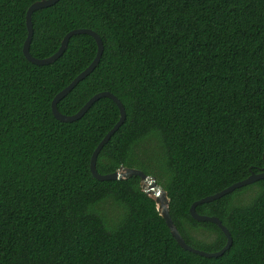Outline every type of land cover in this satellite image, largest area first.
<instances>
[{
  "label": "trees",
  "instance_id": "obj_1",
  "mask_svg": "<svg viewBox=\"0 0 264 264\" xmlns=\"http://www.w3.org/2000/svg\"><path fill=\"white\" fill-rule=\"evenodd\" d=\"M35 1L0 0V264H264V178L197 206L233 237L208 257L179 244L139 176L94 177L92 153L120 109L105 96L75 121L54 116L55 95L98 45L74 34L56 61H29ZM32 20L38 58L76 28L103 40L97 67L58 103L68 115L100 91L124 103L98 170L155 175L186 242L222 249L220 226L190 208L264 170V0H59Z\"/></svg>",
  "mask_w": 264,
  "mask_h": 264
},
{
  "label": "water",
  "instance_id": "obj_2",
  "mask_svg": "<svg viewBox=\"0 0 264 264\" xmlns=\"http://www.w3.org/2000/svg\"><path fill=\"white\" fill-rule=\"evenodd\" d=\"M59 0H37L34 3L30 5L27 11L26 15V23H27V28H28V35L27 38L24 42L23 45V52L25 57L38 65H45V64H50L54 61H56L63 53L66 51L70 38L74 34H80V33H87L92 35L98 45V50L96 57L94 60L91 62V64L84 69L81 73H79L65 88H63L61 91H59L54 99L52 100V111L54 116L63 121V122H71L75 121L79 118H81L89 109L90 107L100 98L102 97H110L112 98L118 105L120 109V118L118 122L112 127L107 134L104 136V138L100 141V143L97 145L95 150L92 153L91 161H90V170L94 177H96L99 180H120L124 178H128L131 176H139L140 177V187L143 192H145L147 195L152 197L157 204V209L160 212V214L166 219V222L173 234V236L177 239L179 244L184 247L187 250L193 251L197 254L203 255V256H208V257H213V256H219L222 255L227 249L230 248V246L233 243V237L230 233V230L228 227L222 222V220L214 215H206V214H201L197 211V206L201 203L204 202H209L218 198H221L225 194H228L232 191H234L237 188L246 186L248 184L254 183L260 179L264 178V170L260 172H251V174L243 179L239 180L230 186L214 193L211 195H207L205 197H202L201 199H198L194 201L191 205L190 211L192 216L198 220V221H212L220 226V228L223 230L225 235L227 236V243L226 245L218 250V251H213V252H208L199 248H196L189 243L186 242L184 236L180 233L176 223L171 217L170 214V198L168 196L167 190L164 188V186L158 182L157 178L155 175L148 174L144 170L137 168V167H128L125 165H121L118 169H116L113 172L110 173H101L98 168H97V159L98 155L100 154L101 150L103 147L110 141L112 135L121 127V125L125 122L127 118V111L124 103L121 101L120 98H118L114 93L111 91H100L96 94H94L82 107L81 109L71 115L64 114L60 111L58 108V103L66 97L73 89L74 87L83 79H85L89 74H91L94 69L97 67L99 64L101 57L104 52V43L101 38V36L93 29L90 28H76L71 31H69L65 37L62 40L60 48L51 56L45 57V58H38L32 55L31 53V43L34 35V28H33V20H32V15L33 12L40 9V8H45L51 5H54L57 3Z\"/></svg>",
  "mask_w": 264,
  "mask_h": 264
}]
</instances>
